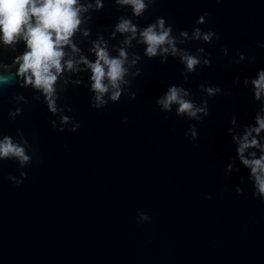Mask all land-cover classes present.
I'll list each match as a JSON object with an SVG mask.
<instances>
[{"label":"water","instance_id":"water-1","mask_svg":"<svg viewBox=\"0 0 264 264\" xmlns=\"http://www.w3.org/2000/svg\"><path fill=\"white\" fill-rule=\"evenodd\" d=\"M101 2L97 9L96 0H78L91 7L80 13L81 24L70 38L78 51L63 49V59H71L76 70L58 77L57 114L47 111L42 97L35 99L38 91L22 86V77L0 85V139L19 140V128L32 145L30 164L0 161V264H264V202L252 198L248 171L238 162L239 172H223L235 155L226 134L229 120L236 116L240 134L255 123L258 105L251 90L233 80L237 73L242 81L264 68V48L257 47L264 44V0H144L140 16L130 5ZM204 13L206 23L196 25ZM157 17L173 25L178 48L195 53L203 47L209 53L210 65L189 74L187 83L178 58L168 54L161 64L165 57L149 58L139 42V33ZM121 18L138 29L128 44L132 34L115 31ZM193 27L213 30L219 39L204 44L179 35L187 30L191 37ZM22 40L6 45L0 39V74L16 72L15 58L27 50L19 53ZM98 41L110 57L126 52L129 83L121 87L135 92V100L122 95L118 103L91 108V70L76 62L81 57L95 62ZM238 53L245 60L235 63ZM202 82L225 94L208 100L209 116L200 122L176 117L175 106L163 113L155 105L172 84L191 88L199 102ZM16 108L24 111L12 119L8 113ZM61 115L69 122L61 125ZM77 123L78 130L71 131ZM192 124L198 136L190 142L184 132ZM258 139L264 143V132ZM22 171L27 177L21 178ZM237 185L242 194L235 192Z\"/></svg>","mask_w":264,"mask_h":264},{"label":"clouds","instance_id":"clouds-1","mask_svg":"<svg viewBox=\"0 0 264 264\" xmlns=\"http://www.w3.org/2000/svg\"><path fill=\"white\" fill-rule=\"evenodd\" d=\"M116 3L130 5L135 16H140L147 8L144 0H116ZM96 8L101 9L103 4L101 0H96ZM91 5L84 6L78 3V0H0V39L6 45L14 44L18 39H23L26 47L21 55L15 58L14 63H18L15 73L0 74V85H9L15 82L17 77L23 78V87L31 86L40 93L35 97L37 101L43 98L47 111L53 115L60 109L57 105V89L55 87L58 77L64 70L75 71L74 62L64 60L66 53L64 47L69 46L73 52L78 51L71 44L70 38L78 30L81 24V12H86ZM207 13L199 16L195 24L203 25L206 23ZM167 24V26H166ZM173 25L166 22L163 17H157L154 23L149 24L139 33L140 41L146 45L145 54L149 58L157 55L165 57L160 61L161 64L167 62V55L178 58L183 65L184 70L180 73L182 80L187 83L189 74L194 73L197 68L210 65L209 53L203 47H197L195 53L184 48H178V41L172 36ZM137 27L130 20L121 18L115 27V31L121 34L131 33L132 35L125 39L128 44L135 38ZM179 35L184 39L202 41L204 44H211L219 39V35L213 30L204 31L200 27H193L191 37L187 30L180 31ZM183 41H180L182 43ZM257 47L264 48V44H258ZM95 52V62H89L81 57L76 63H83L91 70L90 91L93 97L90 100V106L93 109H102L108 104L118 103L123 96L129 100L136 99V93L131 91L125 93L122 85L129 82L124 79L128 69L124 67L127 54L124 49L119 50L118 57H110L109 53L102 46V42H96L92 49ZM224 56L228 55V50L222 49ZM203 55V59H202ZM136 57L132 63L135 64ZM245 60L243 54H237L235 63ZM63 61V63H62ZM255 57L249 58V63H254ZM140 75L139 70L136 73ZM242 86L251 90L252 100L258 105L254 114V125L248 123L243 127L242 134L236 131L238 120L235 115L229 120V127L226 134L231 137V143L235 146V155L232 157L223 172L230 175L233 172H239L237 162L248 171V181L252 185L251 196L253 199L259 198L264 202V143L258 139L264 132V68L256 71L254 77L244 76L241 81V73H237L233 84ZM111 94L105 99V95ZM197 91L203 93L197 102L192 97V89L185 88L182 85L172 84L167 87L162 95L155 99V105L163 113H169L175 106V116L183 117L187 120L200 122L209 116L208 100L217 95H224L221 87L202 82L197 86ZM17 100H23L22 96L15 97ZM71 110V109H69ZM22 108H16L8 113L9 117L14 119L22 115ZM70 118L66 115L60 116L61 125L68 123ZM53 127L56 121H50ZM79 123L75 124L71 131H77ZM58 131H64L63 127ZM20 134V139L16 140L10 135H3L0 139V161L16 158L21 166L30 164L32 156L28 154L32 147L28 139L23 135L22 129H16ZM185 137L190 138V142L195 141L198 136V129L195 124L189 125L184 132ZM253 149V151H249ZM21 178L27 177L26 172L20 173ZM13 183L19 185L22 179L9 177ZM241 182L243 179L241 178ZM237 194H242L244 189L237 185L235 187ZM142 220L150 219L148 216H141Z\"/></svg>","mask_w":264,"mask_h":264},{"label":"flooded vegetation","instance_id":"flooded-vegetation-1","mask_svg":"<svg viewBox=\"0 0 264 264\" xmlns=\"http://www.w3.org/2000/svg\"><path fill=\"white\" fill-rule=\"evenodd\" d=\"M25 49V43H24V40H22V44H21V47L19 49V53L23 52Z\"/></svg>","mask_w":264,"mask_h":264}]
</instances>
